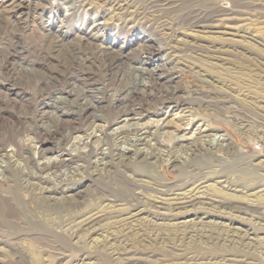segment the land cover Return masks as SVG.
<instances>
[{
  "label": "rangeland",
  "instance_id": "obj_1",
  "mask_svg": "<svg viewBox=\"0 0 264 264\" xmlns=\"http://www.w3.org/2000/svg\"><path fill=\"white\" fill-rule=\"evenodd\" d=\"M140 67L145 100L128 101ZM133 103L142 115L121 116ZM126 121L180 161L132 150L101 169L95 137L67 139ZM215 132L228 150L186 154ZM64 159L73 174H31L32 160ZM0 165V264H115L116 250L135 264H264V0H0Z\"/></svg>",
  "mask_w": 264,
  "mask_h": 264
},
{
  "label": "bare ground",
  "instance_id": "obj_2",
  "mask_svg": "<svg viewBox=\"0 0 264 264\" xmlns=\"http://www.w3.org/2000/svg\"><path fill=\"white\" fill-rule=\"evenodd\" d=\"M207 10V9H206ZM221 9H217L216 11H213L212 13L208 14L207 16L209 18L216 16L218 12H220ZM235 12V11H234ZM204 13L202 11H198L196 13V18L204 17ZM206 15V14H205ZM146 69L144 68H137L134 71L133 74V81L130 82V84H127L125 88L121 89L122 90V96L125 99H131L136 100L137 98H140V102H144V96H140L142 89L144 86H146V82L144 81L146 77ZM153 76V74H149ZM158 76V75H156ZM167 99V98H164ZM162 99V100H164ZM57 101H63L64 97L59 96L56 98ZM142 105H137V104H131L129 108H125L122 112L121 116L126 115L125 117H129L130 119H133L135 115H142L141 108ZM80 113L84 115L86 118L88 115L89 117L95 118L98 116L96 113H88L87 111V106L80 107ZM121 116H118L119 118ZM88 120V118H87ZM93 121H90V124ZM103 128V127H101ZM100 128V129H101ZM78 127H74L72 130L75 131L77 130ZM98 131V125L95 124L94 128L90 132L84 133L82 135H70L71 132L68 133L67 139L68 141L71 142L70 144L74 146V150H79V147H77V144L80 143V140L84 141V139H88L89 137H95V146L94 148L90 149L88 152L89 154H93L94 159L91 162L93 167L94 166H100L101 169H105L107 166L113 163V159L115 160H121L127 157L128 153L131 152L132 150H135L136 154H139L144 158L145 163H150L152 159H163L167 163H172V162H179L180 161V156L178 154V151L172 147H168L163 145L159 140L154 141L151 143V140L155 138V132L149 130L147 127H140L138 126V123H127L125 122L124 125H121V127L115 131H113L110 136H105V137H100V135H97ZM83 135L86 137L84 138ZM212 136V137H210ZM208 139H205L203 141L202 147L197 148L194 146L193 148L190 149V151H185L186 154H194L196 151L202 150L203 153L200 155V159H203L206 163L211 157V150L212 148H215L217 146L223 147L228 150L229 144L227 142V139L224 134L221 133H213L208 135ZM72 139V140H71ZM124 144L120 146V144ZM105 146V147H103ZM201 148V149H200ZM115 150V151H113ZM226 150V151H227ZM82 152V151H81ZM76 156H83V154L80 153V151H76ZM110 157L111 159H107ZM2 158V157H1ZM185 158V157H184ZM183 159V158H182ZM66 159L64 160H56L57 162L53 163H39L36 160H32V173H34V178L37 179L39 182H47V177L51 175H58L62 171L67 170L68 174H73L74 170L73 167H71L67 162H65ZM2 161V160H1ZM191 166L198 167V162L195 160H191ZM37 164H35V163ZM146 164L143 165L142 169H139L138 172L144 173V172H149V170L145 167ZM4 167L3 165H0V175H3L4 173ZM67 173V172H66ZM33 175V174H32ZM64 175V174H63ZM1 177V176H0ZM56 179V178H55ZM36 186L37 183L31 182ZM137 183L122 179V181H118L116 184V191L121 194L129 197L130 199L134 200H139V198L136 196L134 193L135 187ZM35 188V187H32ZM39 192L44 191L45 186H38L36 187ZM64 202V201H63ZM117 254V259L115 264H135L134 261H136V257L132 255H127L124 252H120L116 250L115 252ZM106 264V263H104Z\"/></svg>",
  "mask_w": 264,
  "mask_h": 264
}]
</instances>
